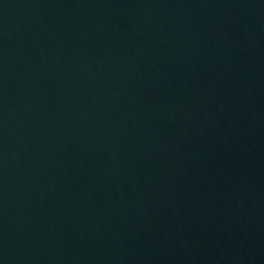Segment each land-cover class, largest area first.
<instances>
[{
    "label": "water",
    "instance_id": "95a60500",
    "mask_svg": "<svg viewBox=\"0 0 264 264\" xmlns=\"http://www.w3.org/2000/svg\"><path fill=\"white\" fill-rule=\"evenodd\" d=\"M0 264H264V0H0Z\"/></svg>",
    "mask_w": 264,
    "mask_h": 264
}]
</instances>
